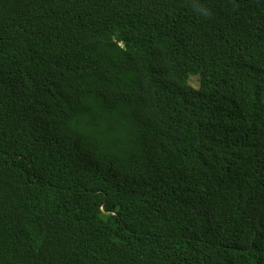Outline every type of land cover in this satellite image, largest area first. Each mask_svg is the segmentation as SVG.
<instances>
[{
    "label": "trees",
    "instance_id": "obj_1",
    "mask_svg": "<svg viewBox=\"0 0 264 264\" xmlns=\"http://www.w3.org/2000/svg\"><path fill=\"white\" fill-rule=\"evenodd\" d=\"M0 264H264V0H0Z\"/></svg>",
    "mask_w": 264,
    "mask_h": 264
},
{
    "label": "rangeland",
    "instance_id": "obj_2",
    "mask_svg": "<svg viewBox=\"0 0 264 264\" xmlns=\"http://www.w3.org/2000/svg\"><path fill=\"white\" fill-rule=\"evenodd\" d=\"M195 77H190L189 83L193 86L196 87V82H195Z\"/></svg>",
    "mask_w": 264,
    "mask_h": 264
}]
</instances>
